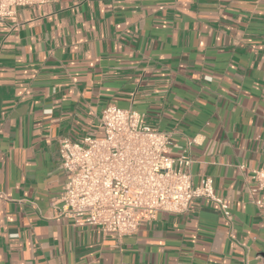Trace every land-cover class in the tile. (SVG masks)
Segmentation results:
<instances>
[{
    "label": "crops",
    "instance_id": "1",
    "mask_svg": "<svg viewBox=\"0 0 264 264\" xmlns=\"http://www.w3.org/2000/svg\"><path fill=\"white\" fill-rule=\"evenodd\" d=\"M109 105L171 132L194 200L131 235L54 216L62 138L100 137ZM264 0H51L0 19V264H264Z\"/></svg>",
    "mask_w": 264,
    "mask_h": 264
},
{
    "label": "built area",
    "instance_id": "2",
    "mask_svg": "<svg viewBox=\"0 0 264 264\" xmlns=\"http://www.w3.org/2000/svg\"><path fill=\"white\" fill-rule=\"evenodd\" d=\"M50 1L0 0V19L12 17L17 8ZM98 130L100 137L58 141L67 180L50 203L54 216L120 237L133 234L157 213L182 214L192 201L204 199L214 203L222 219L232 225L233 214L214 194L211 180L194 185L183 171L189 157L168 155L171 132L159 131L146 123L144 115L113 105L101 112ZM252 179L261 193L254 204L264 206V165L253 170Z\"/></svg>",
    "mask_w": 264,
    "mask_h": 264
}]
</instances>
